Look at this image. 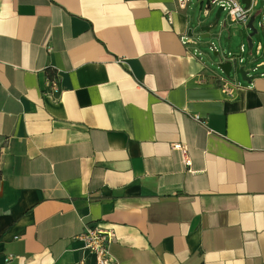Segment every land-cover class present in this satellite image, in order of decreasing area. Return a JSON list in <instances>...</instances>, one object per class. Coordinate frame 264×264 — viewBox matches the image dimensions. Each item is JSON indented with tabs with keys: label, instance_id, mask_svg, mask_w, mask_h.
<instances>
[{
	"label": "crops",
	"instance_id": "crops-1",
	"mask_svg": "<svg viewBox=\"0 0 264 264\" xmlns=\"http://www.w3.org/2000/svg\"><path fill=\"white\" fill-rule=\"evenodd\" d=\"M188 7L0 0V264H96L86 227L110 264H264V78L224 92Z\"/></svg>",
	"mask_w": 264,
	"mask_h": 264
},
{
	"label": "built area",
	"instance_id": "built-area-1",
	"mask_svg": "<svg viewBox=\"0 0 264 264\" xmlns=\"http://www.w3.org/2000/svg\"><path fill=\"white\" fill-rule=\"evenodd\" d=\"M257 1L258 0H249V6L245 8V6L238 0H206L202 12L203 15L207 17L209 16V10L211 7H222V12H225L226 21L230 25L241 24L248 34V21L253 15L252 11L257 6ZM174 2L179 10H185L189 6L191 0H174ZM255 21L257 22L258 27H262L264 24V21L261 19L256 20V17H254L252 25L255 29ZM256 34L257 29L255 35ZM253 36L251 37V47L248 46L247 36L245 43L240 44L238 47L237 53L228 52L226 55H222V61H219V63H229L231 67L230 74L232 71H237V67L239 68L238 72H245L246 76L251 77V79L264 78V44L260 41L255 43L252 40ZM192 37L186 38L183 44H191L194 46L195 43L193 42ZM209 49L216 53V56L219 55V51L214 46H209ZM194 52H197V50L194 49ZM230 74L228 77L223 75L218 81L219 86L226 93H230L235 87V84L229 79ZM50 86V94L56 95L59 93V87L56 80L50 81ZM191 118L196 123L206 126V121L202 120L199 116L195 115ZM172 150L178 151L181 154L182 163L185 167L190 166V160L185 146L174 144L172 145ZM80 239L84 243V249L94 255L96 264H110L108 248L114 239L113 231H100L95 228L86 227L84 232L80 235Z\"/></svg>",
	"mask_w": 264,
	"mask_h": 264
},
{
	"label": "rangeland",
	"instance_id": "rangeland-1",
	"mask_svg": "<svg viewBox=\"0 0 264 264\" xmlns=\"http://www.w3.org/2000/svg\"><path fill=\"white\" fill-rule=\"evenodd\" d=\"M238 1L241 3V0ZM205 3L206 0H191L189 4L188 15L191 22L192 40L195 43L194 48L201 54L208 67L218 76H221L222 72L218 67V62L222 61V55H226L228 52H235L240 43H245L249 32L247 34L241 24L230 25L226 21L225 12H221L216 26L209 32V37L201 38V28L211 25L215 21V14L218 9L215 6L211 7L209 16L205 17L202 12ZM256 11L257 8L252 11V14H255ZM254 25L256 26L257 34L253 36L252 40L255 43L260 41L264 44V26L258 27L256 21ZM209 46H214L219 51V55L214 56V52L209 49ZM233 46L235 47L233 48ZM236 70L231 72L230 80L235 78L241 80V75L238 72L239 68L236 67Z\"/></svg>",
	"mask_w": 264,
	"mask_h": 264
},
{
	"label": "water",
	"instance_id": "water-1",
	"mask_svg": "<svg viewBox=\"0 0 264 264\" xmlns=\"http://www.w3.org/2000/svg\"><path fill=\"white\" fill-rule=\"evenodd\" d=\"M241 4H243L245 6V8H247L249 6V0H241ZM221 12H222V7H219L216 11V14H215V21L211 25L201 28V32H202L201 38L209 37V32H210V30H212L216 26V24L220 18ZM253 20H254V16H251L249 21H248V25H247V27L249 29V35L247 38V42H248L249 47H251V37L253 35H255V33H256V29L252 25ZM191 36H192V33H191V29H190L189 30V37H191ZM214 56H216V53H214ZM218 67L220 68L223 75H225L226 77L229 76L230 69H231L229 63L220 64L218 62ZM239 74L241 75V80L246 81L247 83H250L252 81L251 77L246 76L245 72L240 71Z\"/></svg>",
	"mask_w": 264,
	"mask_h": 264
}]
</instances>
